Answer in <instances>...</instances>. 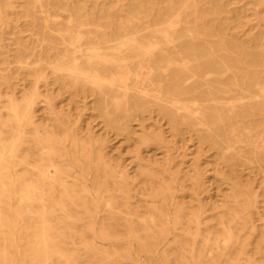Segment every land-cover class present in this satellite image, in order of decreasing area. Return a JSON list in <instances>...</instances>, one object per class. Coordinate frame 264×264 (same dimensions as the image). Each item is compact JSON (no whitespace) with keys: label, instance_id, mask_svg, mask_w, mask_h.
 <instances>
[{"label":"bare ground","instance_id":"bare-ground-1","mask_svg":"<svg viewBox=\"0 0 264 264\" xmlns=\"http://www.w3.org/2000/svg\"><path fill=\"white\" fill-rule=\"evenodd\" d=\"M230 2L0 0V264H264L263 200L239 174L264 182V29L239 41ZM22 74L33 87L20 95ZM51 84L98 95L129 135L137 118L166 158L138 157L141 183L58 109ZM152 110L216 151L223 204L202 202L199 156L192 175L172 169L164 130L141 120Z\"/></svg>","mask_w":264,"mask_h":264},{"label":"rangeland","instance_id":"rangeland-1","mask_svg":"<svg viewBox=\"0 0 264 264\" xmlns=\"http://www.w3.org/2000/svg\"><path fill=\"white\" fill-rule=\"evenodd\" d=\"M231 8L232 20L235 26L230 30L239 41H248L253 35L260 34L264 29V25L259 23L258 16L264 17V8L259 10V13L255 15V8L253 2L247 0H231L229 6ZM244 16L240 19L241 23L238 25V16ZM16 29L25 30V21L23 19L15 20ZM27 34V33H25ZM13 34L6 35V43H13ZM28 40V38H26ZM14 47V46H12ZM13 53V52H11ZM14 72L16 69H13ZM17 74L21 73L16 72ZM33 82L28 76L23 74L17 80L16 88L20 91V95L23 92L32 90ZM50 91L48 92L54 97L55 103L59 110H62L66 115L70 116L74 122H77L81 127V134L85 135L93 133L96 138L106 141V152L116 162L123 165L125 169H128L133 176H137L138 180L143 182L140 176V160L138 157H144L147 160L150 159L152 163L158 161L163 162L166 158L165 149L160 148L157 145H146L142 143V135L144 129L141 127L137 118L130 120L131 134L119 131L116 127H112L107 124L104 118L100 114V106L103 105L100 97L93 92L83 93L70 91L61 87L59 84H51ZM3 89V88H0ZM41 89H44L43 87ZM5 91V90H4ZM41 108L38 115L43 118L46 123L52 124L51 118L48 117L47 109L43 108V103L40 104ZM142 117V116H141ZM139 119V118H138ZM143 123L148 130L161 129L164 130L165 136L170 141L169 153L172 156V169L176 171L178 168L184 169L182 174L192 175L194 170L192 169L194 160L200 157L201 169L204 170L207 178L206 185L207 191L201 196L204 204L207 206L220 205L224 203L225 196L228 195L230 189L227 185L222 183L218 176L217 169L223 165L218 164V154L214 149L209 148L207 145H201L197 135L193 132L183 130L181 134L174 137L170 131V125L168 119L162 116L157 110H152L151 113L144 114ZM224 168V167H222ZM229 170L225 168L224 171ZM242 170V169H241ZM242 176L243 181L253 182L257 186L258 192H260V199L263 200L261 204V214L264 218V182L262 174L259 171L245 168L244 171L239 173ZM142 185H139L140 188ZM191 198H187L190 201ZM136 206L143 209L144 203L142 197H138ZM146 213H142V216ZM261 224L260 221L257 222ZM261 231V230H260Z\"/></svg>","mask_w":264,"mask_h":264}]
</instances>
